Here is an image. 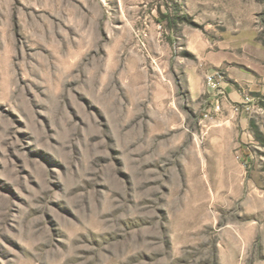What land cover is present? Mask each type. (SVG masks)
Wrapping results in <instances>:
<instances>
[{
	"label": "rangeland",
	"instance_id": "rangeland-1",
	"mask_svg": "<svg viewBox=\"0 0 264 264\" xmlns=\"http://www.w3.org/2000/svg\"><path fill=\"white\" fill-rule=\"evenodd\" d=\"M0 264H264V0H0Z\"/></svg>",
	"mask_w": 264,
	"mask_h": 264
},
{
	"label": "crops",
	"instance_id": "crops-1",
	"mask_svg": "<svg viewBox=\"0 0 264 264\" xmlns=\"http://www.w3.org/2000/svg\"><path fill=\"white\" fill-rule=\"evenodd\" d=\"M189 38H190V40H191V43H193L194 42V40H195V37H196V35H194V34H191V33H188V35H187ZM215 65H213V68H215L214 67ZM206 86L209 88V90L211 89V90H215V89H213V88H211V85H209V84H206ZM216 86H217V82H215V88H216ZM194 92V93H193ZM191 91L190 90V95H191V97L193 98V96H196V98H198V97H200L201 96V94H202V91H201V89H198V90H196V91ZM210 92V91H209ZM211 95H212V93H210ZM228 100L229 101H231V103H241L242 101L244 102L246 99L245 98H237V96H234V95H232L231 93H228ZM239 101H241V102H239ZM223 110H224V115H226L227 114V119L228 118H230L229 120H230V122L233 120V118L235 117V116H238V114H235V113H233L232 111H231V108H230V110H229V108L226 106V105H223ZM239 117V116H238ZM241 117H243L242 115H241ZM229 122V121H228ZM215 130H213L212 132H214ZM229 138H226V139H215L214 141H216L217 142V147H215V148H211V150H210V152H211V154L212 155H216V156H218V155H220V156H223V159L224 158H227V159H230L231 157H232V155H233V149L237 146V135H235V134H233L234 133V129H232V128H229ZM217 133V132H216ZM216 133H213V135H216ZM236 139V140H235ZM221 142V146L219 147V143ZM228 177H229V173L228 174H226ZM234 177L233 176H231L230 175V177H229V179L230 180H232ZM225 191H228L226 188H225ZM237 192V191H236Z\"/></svg>",
	"mask_w": 264,
	"mask_h": 264
},
{
	"label": "built area",
	"instance_id": "built-area-1",
	"mask_svg": "<svg viewBox=\"0 0 264 264\" xmlns=\"http://www.w3.org/2000/svg\"><path fill=\"white\" fill-rule=\"evenodd\" d=\"M207 79V84L211 85V88H215V82H214V77L209 75L206 77ZM224 95L222 92H218L216 95V98L214 99V102L211 104L212 106V110L210 111V109H207L205 112L204 117H209L213 114H217L221 111V104H223L224 101ZM249 102V100L244 101L242 104H234V105H230L231 111L235 114H238L240 112V107H244L245 105H247Z\"/></svg>",
	"mask_w": 264,
	"mask_h": 264
}]
</instances>
